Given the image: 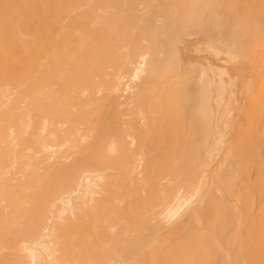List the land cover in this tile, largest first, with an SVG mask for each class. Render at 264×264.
<instances>
[{"label": "bare ground", "instance_id": "1", "mask_svg": "<svg viewBox=\"0 0 264 264\" xmlns=\"http://www.w3.org/2000/svg\"><path fill=\"white\" fill-rule=\"evenodd\" d=\"M225 3L217 48L229 36L242 56L224 76L213 59L181 62L170 50L222 61L217 40L192 37L226 25ZM261 21L264 0H0V264H264ZM237 77L246 133L215 171L225 192L250 144L263 153L240 212L204 177L222 143L211 92L224 101Z\"/></svg>", "mask_w": 264, "mask_h": 264}, {"label": "rangeland", "instance_id": "2", "mask_svg": "<svg viewBox=\"0 0 264 264\" xmlns=\"http://www.w3.org/2000/svg\"><path fill=\"white\" fill-rule=\"evenodd\" d=\"M200 2H202V0H200ZM204 2V1H203ZM204 5V4H203ZM203 5H201L200 7H202ZM226 6V7H225ZM225 6H224V8H225V10L224 9H222V12L224 13L223 15H224V20H226V23H225V21H224V23L226 24L225 26H223V28H221V27H215L216 25H214L213 27H212V29H214L213 30V33H211V34H209L208 36H207V34H202L201 32H200V30L199 31H197L196 33H195V35L196 36H194V37H192V39L194 40V41H196V43L198 42V45H200V43H201V41L202 40H204V41H207V39H209L210 40V42H211V44L212 45H214V41H216L217 40V43H215V49L214 50H216V54H218V55H220V59L222 60L221 62H223L224 63V66H222V65H220L221 64V62H220V60L218 61V60H216L215 58H213V57H211V55L210 54H208V53H206V52H203L202 54L200 53V52H198L197 53V51H194V49L193 50H191V49H189V50H185L184 48L182 49V47H179L180 49H175V50H170L171 51V53H174L175 52V54L179 57V58H181V62H184L185 63V60L186 59H188L189 58V55H191V57L190 58H195L196 60H198L199 58L201 59H203V57H204V59H209V60H211V59H213V60H215L214 62H216V65L219 67V69H224L223 70V72H222V75L224 76L225 74H227V71H228V69L230 68V65H231V61L232 60H235L236 59V57H237V54H238V52L240 53V51L239 50H236L237 52H235V56L236 57H234V55L232 56V52H233V49H231V48H229V46H231L232 45V42H233V39H231V38H229V36L227 37L226 35H227V33H226V37L225 38H227V40L226 41H224L222 44H224L225 43V45H226V42H228V47H227V50L226 51H223V53H221L222 52V50H219L217 47H219V45L217 46V44H218V42L221 44V41L223 40V38H224V36H223V38H221V37H219L221 34H223V31H224V29H226V26H229L228 25V23H229V21H230V19H231V14L230 13H232V11L231 10H229L230 8H228L229 6H228V4L227 3H225ZM226 8H228V10L226 9ZM227 12H228V14H227ZM227 14V15H226ZM226 15V16H225ZM226 17V18H225ZM264 21H261L260 22V24L259 25H257V27H256V30H258V34H257V31L255 30V33L253 34V38H254V40H253V43H254V46H256V47H258V48H264L263 47V45H262V40L264 39V34H263V31L261 30V29H263L264 30ZM262 26V28H260ZM221 28V29H220ZM216 29H218V32H221V34L220 33H218L217 32V30ZM204 32V31H203ZM216 32H217V34H216ZM187 34V33H186ZM209 37V38H208ZM210 37H212V38H210ZM194 38H196V39H194ZM201 38H202V40H201ZM206 38V39H205ZM252 38V39H253ZM262 38V39H261ZM230 39H231V42H230ZM261 40L260 42L258 41V40ZM225 40V39H224ZM257 42H259L260 44H261V46H260V44L259 43H257ZM256 44V45H255ZM260 46V47H259ZM256 47H254V48H256ZM258 48H256L255 50V52L256 53H258V52H260L261 51V53H263V51H264V49H259L258 50ZM183 51H182V50ZM228 49H230V51H231V53L228 51ZM181 51H182V53H181ZM194 51V52H193ZM219 51V52H218ZM196 52V53H195ZM225 52V53H224ZM228 52H229V54H228ZM195 53V54H194ZM199 53H200V55H199ZM181 54V55H180ZM198 55V59H197V55ZM258 54H260V53H258ZM205 55V56H204ZM209 55V56H208ZM261 55V54H260ZM200 56V57H199ZM203 56V57H202ZM242 55H241V53H240V57H241ZM232 57V58H231ZM239 57V54H238V58H240ZM237 58V59H238ZM203 61V60H202ZM217 62L218 63H220L219 65L217 64ZM225 64H227L229 67H227V65H225ZM255 65H257V63L255 64ZM220 67H222V68H220ZM226 69H225V68ZM257 66H253V68H255V71H256V68ZM196 69V68H195ZM197 70V69H196ZM195 73H193V75L191 76L193 79H194V77H196V74L194 75ZM197 78V77H196ZM262 79H264L263 77H262ZM125 80V81H124ZM124 80H122V81H124V84H122V82H121V84L123 85L122 86V89H124V90H120V92L118 93V95L119 96H121V99L123 100L125 97H127L128 96V92H129V90L131 89V85H132V82H131V80L129 79V78H127V80L124 78ZM129 80V81H128ZM258 81H261V76H260V79L258 80ZM126 82V83H125ZM238 82V83H237ZM237 82H236V84H235V87H234V89L233 90H230L229 92H228V90H227V93H225L224 94V96L226 95V98H224V101L223 100H220V98H221V95L219 94V91L218 90H216V89H214L211 93H212V97H211V99L213 100V103H221L222 104V102H223V105H220V106H222V107H220V106H218V105H216V107H220V108H214V105L215 104H213V110H214V113L215 112H217L218 111V113H220V114H218L217 113V116L215 115V117H216V121L217 122H219V123H221V132H222V143H221V145H220V147L218 148V150H215L213 153H211L210 154V156H209V159H208V166H209V168L208 167H206V170H205V174H204V177H205V179H207V181H206V184L207 185H210V187H212V189H217L216 191H217V193H218V191L219 190H221L220 191V195L224 198V197H226L225 199H226V202H227V200H228V204L229 205H231V207L234 209V210H236V211H239L240 210V208L239 207H237V204H239V201H238V195H239V190H240V186H242V183H243V181H245V182H247L248 183V181H249V179H252V175H253V170H252V167H250V165H249V161H250V164L251 165H256L255 164V162H254V159L255 158H251V156L253 157H256V161L257 162H259L260 161V159L261 158H259L260 156H262L261 154H263V153H261L260 151H261V149L262 148H260V146H258L257 144H250V147H249V149L251 150V151H246L245 153H244V156H243V158H241V159H238V161L235 163V167L232 169L231 168V170H230V174L232 173L231 171L232 170H234L235 172V174H231V176H232V178L233 179H235V182L234 181H232V184H233V186L231 185V187L230 188H233V191H234V193L236 194V196L234 195V193L232 194V192L233 191H230V190H228L227 191V189H229V188H227L226 189V192H225V189H223L222 187H226L225 186V184H224V186H223V183H222V181H220L219 180V177H217V176H215L216 175V172H217V170H218V168H219V164L223 161V159L225 158H234V156H235V154L233 155V153H231V151L232 152H234L233 151V149H234V136H235V134L237 133V130H240L241 128H244V131L242 130V134H245L246 133V131H245V121H246V110H245V104H244V97H242L243 95L241 94V93H239V91H237V90H243L242 89V86H243V84H242V81H241V78H239V77H237ZM229 86L230 85H232V86H234V82L233 81H231V82H229V84H228ZM124 86H126V87H124ZM131 86V87H130ZM241 86V87H240ZM260 86V84H258V87ZM124 87V88H123ZM231 88V87H230ZM125 92V93H124ZM121 93V94H120ZM236 93V94H235ZM218 94V95H217ZM235 94V95H234ZM238 94H239V96H238ZM230 95V96H229ZM209 96H211V94H209ZM236 97V98H235ZM238 97H242V100H238V99H240V98H238ZM235 99V100H234ZM228 100V111L230 112L229 114L227 113V115H228V117L227 116H220L222 113H223V109L225 108V105H224V102L225 101H227ZM229 100H230V102H229ZM233 100V103L231 102ZM237 100V101H236ZM234 101H236L237 102V104H239L240 103V105H237L236 106V104H234ZM240 101V102H239ZM235 102V103H236ZM239 102V103H238ZM231 103H232V106L234 105V107H232L231 108ZM241 103H242V106H241ZM226 104H227V102H226ZM243 104H244V106H243ZM236 106V107H235ZM244 107V108H243ZM238 108V109H237ZM242 108V109H241ZM219 109V110H218ZM220 109H222V112H221V110ZM232 109V110H231ZM234 109H236V110H234ZM241 109V110H240ZM217 110V111H216ZM235 111H236V114H233V113H235ZM243 111V112H242ZM244 112H245V114H244ZM216 114V113H215ZM241 114V115H240ZM244 114V115H243ZM225 115V114H224ZM230 117H231V119H230ZM241 117V118H240ZM227 118V119H226ZM228 118L230 119V121L228 120ZM220 119H221V121H220ZM225 119H226V123H223V122H225ZM242 119V120H241ZM243 119H245V120H243ZM229 121V122H228ZM218 123V124H219ZM235 123V124H234ZM217 124V125H218ZM223 124H226V125H223ZM230 125V126H229ZM225 126H226V129H225ZM240 128V129H239ZM224 133H225V136H224ZM227 133V134H226ZM225 137V138H224ZM229 137H231V138H229ZM226 139H229V140H227V142L225 141ZM226 142V143H225ZM255 142V141H254ZM225 143V144H224ZM224 145V146H223ZM225 145H226V148H225ZM231 147V149L230 148H228V147ZM232 146H233V149H232ZM252 146H253V148H252ZM222 147V148H221ZM226 149L225 151H223V149ZM228 148V149H227ZM253 149V150H252ZM257 149L259 150V151H257ZM229 150V151H228ZM253 151V152H252ZM255 151L257 152V154L255 153ZM222 152V153H221ZM228 152V153H227ZM224 153H225V155H229L228 157L226 156L225 157V155H224ZM215 154V155H214ZM220 154H222V155H224L223 157H222V155H220ZM233 156H232V155ZM246 154V155H245ZM253 154V155H252ZM213 155H214V157H213ZM220 155V156H219ZM257 155V156H256ZM232 156V157H231ZM221 159H220V158ZM258 157V158H257ZM224 159V160H225ZM252 159V160H251ZM242 160V161H241ZM238 162H239V164H238ZM243 162V163H242ZM254 163V164H253ZM212 165V166H210V165ZM250 170H252L251 172L249 171V174H248V179H247V175H246V177H245V174H247L248 173V171L246 170L247 168L245 167V166ZM215 166L217 167V169L215 168ZM245 167V168H244ZM212 168V169H211ZM245 169V170H242V169ZM212 170V171H211ZM238 171V173H240L241 174V172H242V174L239 176L238 175V173H236L237 171ZM240 170H242V171H240ZM209 171H210V174H209ZM214 171V172H213ZM216 171V172H215ZM246 172V173H245ZM208 174H209V176H208ZM237 174V175H236ZM244 174V175H243ZM208 176V177H207ZM239 176V177H238ZM207 177V178H206ZM242 177V178H241ZM217 178V179H216ZM231 178V179H232ZM212 179H215L216 181H218V182H216L217 183V185H214L215 183V180H212ZM232 179V180H233ZM239 179H240V182H241V185H240V182H239ZM238 180V181H237ZM248 180V181H247ZM212 183V184H211ZM238 183V184H237ZM219 184V185H218ZM235 184V185H234ZM214 186V187H213ZM221 186V187H220ZM239 186V187H238ZM218 187V188H217ZM236 190H238V191H236ZM215 191V192H216ZM224 192V193H223ZM237 200V201H236ZM194 201H196V199H194ZM233 204H232V203ZM237 202V203H236ZM192 204V203H191ZM236 207V208H235ZM240 212V211H239ZM237 215L235 216V219H234V223H235V228H236V230L234 229V234H232L231 235V237L233 238L234 237V239H229L230 240V242H229V244H227L228 246H229V248H228V246L226 247L227 249H229V250H224V253H228L229 251H231L230 250V248H233L234 246H232V247H230L231 246V244H233L234 243V241H235V237L237 236L236 234H239V231H242V228L240 227L241 226V224H242V220L240 219V217H238L239 216V213L237 212L236 213ZM239 218V219H238ZM236 219H238L237 221H236ZM240 228V229H239ZM238 229H239V231H238ZM234 235V236H233ZM230 237V238H231ZM232 240H234V241H232ZM231 241L233 242V243H231ZM226 251V252H225Z\"/></svg>", "mask_w": 264, "mask_h": 264}]
</instances>
